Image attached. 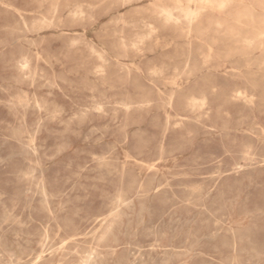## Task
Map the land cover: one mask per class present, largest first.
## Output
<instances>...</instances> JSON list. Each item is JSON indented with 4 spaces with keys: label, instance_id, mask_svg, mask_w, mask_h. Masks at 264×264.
I'll use <instances>...</instances> for the list:
<instances>
[{
    "label": "rangeland",
    "instance_id": "1",
    "mask_svg": "<svg viewBox=\"0 0 264 264\" xmlns=\"http://www.w3.org/2000/svg\"><path fill=\"white\" fill-rule=\"evenodd\" d=\"M195 6L0 0V264H264V0Z\"/></svg>",
    "mask_w": 264,
    "mask_h": 264
},
{
    "label": "bare ground",
    "instance_id": "2",
    "mask_svg": "<svg viewBox=\"0 0 264 264\" xmlns=\"http://www.w3.org/2000/svg\"><path fill=\"white\" fill-rule=\"evenodd\" d=\"M122 1V0H121ZM136 1H138V0H136ZM188 1H192V0H188ZM227 1H229V0H195V4H196V6L194 7V8H192V7H186V8H184V9H182V15H181V18H179V17H174L173 15H172V13H170V12H168V11H163V13H164V17H165V19L166 20H168V21H172V22H174L175 24H177V25H179V26H181V27H183L184 29H185V34L187 35V37L189 38V42H188V45H187V48H188V51H191L192 50V46H191V42H192V40H195V39H193V38H204L208 33H209V31H213L214 33H215V31H216V28H211V25L209 24L208 26H202V25H200V18L202 17V14L204 13L203 12V10H205V9H213V7L214 6H217V8L220 10V9H222L224 6H225V4H226V2ZM234 1V0H233ZM237 4H241V3H238L237 2ZM249 6V5H248ZM90 8V7H89ZM215 9V8H214ZM219 12V11H218ZM255 12V11H254ZM212 13V12H211ZM245 13H247V11H245L244 12V14ZM261 14V13H260ZM262 14H264V12L262 13ZM249 16V15H248ZM232 17V16H231ZM250 17V16H249ZM160 18V17H159ZM238 18V17H237ZM241 18H243V17H241ZM240 17L238 18V19H241ZM229 19V18H228ZM236 20V19H235ZM245 20V19H244ZM250 20V19H249ZM262 20H263V18H262ZM251 21V20H250ZM48 23V22H47ZM230 23H232L231 21H230ZM236 23V22H235ZM228 24V23H227ZM253 24V23H252ZM159 25V24H158ZM215 25V24H214ZM214 25H213V27H214ZM237 25H239L238 23H237ZM236 25V26H237ZM261 26V25H260ZM263 26V25H262ZM261 26V27H262ZM176 28H178V27H176ZM244 28V27H243ZM264 28V27H263ZM236 29V28H235ZM249 29V28H248ZM259 29V28H258ZM251 30V29H250ZM239 31H241V30H239ZM256 31V30H255ZM232 32H233V30H232V28L229 26V27H226L225 28V33L227 34V35H231L232 34ZM238 33V32H237ZM259 35H264V32L263 31H259V32H257ZM239 34V33H238ZM53 35V34H52ZM214 35V34H213ZM242 35V34H241ZM244 37V36H243ZM229 38V37H228ZM256 38H257V36H256ZM259 38L261 39V37L259 36ZM233 39V38H232ZM236 38H234V40H235ZM237 39H239V38H237ZM230 40V39H229ZM139 41V40H138ZM195 41H197V40H195ZM236 41V40H235ZM240 42H242L243 41V43H249V40L247 39V38H243V40L241 41V40H239ZM31 42V41H30ZM224 42V41H223ZM32 43V42H31ZM236 43H237V41H236ZM260 43V42H259ZM230 44V43H229ZM98 45V44H97ZM96 45V46H97ZM20 46V45H19ZM260 47V46H259ZM133 48V47H132ZM206 48H207V50L209 51V52H211L212 51V46L210 47V46H206ZM261 48V47H260ZM263 49V48H262ZM100 50V49H99ZM102 52V51H101ZM106 52V51H105ZM93 55H95V54H93ZM241 58V57H240ZM207 59V58H206ZM224 59V58H223ZM260 59V58H259ZM51 60H53V59H51ZM207 64V63H206ZM244 64V63H243ZM248 66V65H247ZM261 67V66H260ZM264 67V66H263ZM246 68V67H245ZM134 69V68H133ZM184 69H187V70H189L190 69V67H189V65H187V64H185L184 65ZM245 71V70H244ZM252 71V70H251ZM172 72V71H171ZM247 72H248V70H247ZM261 73V72H260ZM264 74V73H263ZM142 75V74H141ZM260 74H258V76H259ZM199 76V75H198ZM257 76V77H258ZM154 77V76H153ZM256 78V77H255ZM258 79V78H257ZM145 81V80H144ZM244 81V80H243ZM148 83V82H147ZM246 83V82H245ZM247 85V84H246ZM264 85V84H263ZM161 89V88H160ZM253 88H251V90H252ZM163 90V89H162ZM254 91V90H253ZM236 96L237 97H242V93L241 92H236ZM242 101V100H241ZM156 103V102H155ZM196 103V102H195ZM199 104V103H198ZM245 104V103H244ZM96 106V105H95ZM115 106V105H114ZM117 106V105H116ZM37 108V107H36ZM256 123V122H255ZM251 125V124H250ZM166 127V126H165ZM91 131V130H90ZM89 133V132H88ZM1 135V134H0ZM100 135V134H99ZM27 136V135H26ZM4 138V137H3ZM29 138V137H28ZM161 148V147H160ZM160 148H159V150H160ZM158 151V150H157ZM16 156V155H15ZM252 157V156H251ZM159 158V157H158ZM27 163V162H26ZM249 163H247V165H248ZM28 165H29V163H28ZM206 166V165H205ZM263 166H264V163H263ZM36 167V166H35ZM3 168V167H2ZM250 168H252V167H250ZM39 169V168H38ZM109 169V168H108ZM112 169V168H111ZM135 169V168H134ZM232 169V168H231ZM242 169H244V168H242ZM103 170V169H102ZM82 171V170H81ZM101 171V170H100ZM104 172H105V170H104ZM111 172V171H110ZM109 172V173H110ZM129 172V171H128ZM218 172V171H217ZM232 172H234V171H232ZM31 173V172H30ZM166 173V172H165ZM236 174V173H235ZM109 175V174H108ZM164 175V174H163ZM10 176V175H9ZM154 177V176H153ZM152 177V178H153ZM186 177H188V176H186ZM176 178V177H175ZM185 178V177H184ZM190 178V177H189ZM192 178V177H191ZM193 178H195V177H193ZM128 179V178H127ZM147 179V178H146ZM179 179V178H178ZM186 180V179H185ZM130 181H132V180H130ZM203 182V181H202ZM41 184V183H40ZM166 184V183H165ZM179 184V183H178ZM202 184V183H201ZM167 185V184H166ZM213 185V184H212ZM36 187V186H35ZM155 187V186H154ZM153 187V188H154ZM167 187V186H166ZM176 188V187H175ZM180 189H181V187H180ZM71 190V189H70ZM73 190V189H72ZM162 190V189H161ZM170 190V189H169ZM187 190V189H186ZM191 190V189H190ZM41 191H42V189H41ZM177 191H178V189H177ZM184 191V190H183ZM210 191V190H209ZM216 191V190H215ZM159 192V191H158ZM179 192V191H178ZM178 192H175V193H178ZM191 192V191H190ZM214 192V191H213ZM221 192V191H220ZM27 193V192H26ZM42 193V192H41ZM180 193V192H179ZM195 193V192H194ZM198 193V192H197ZM196 193V194H197ZM206 193V192H205ZM204 193V194H205ZM210 193V192H209ZM158 194V193H157ZM190 194V193H189ZM193 194V193H192ZM199 194V193H198ZM142 195V194H141ZM153 195H154V193H153ZM164 195V194H163ZM168 195H171V194H169L168 193ZM173 195V194H172ZM195 195V194H194ZM200 195V194H199ZM156 196V195H155ZM193 196V195H192ZM196 196V195H195ZM208 196V195H207ZM215 196V195H214ZM27 197V196H26ZM171 197V196H170ZM177 197V196H176ZM191 197V196H190ZM206 197V196H205ZM158 198V197H157ZM182 198V197H181ZM204 198V197H203ZM184 199V198H183ZM186 199V198H185ZM184 199V200H185ZM162 200V199H161ZM173 200V199H172ZM197 200V199H196ZM152 201V200H151ZM160 201V200H159ZM158 201V202H159ZM168 201V200H167ZM177 201V200H176ZM188 201H189V199H188ZM191 201H193V200H191ZM158 202H157V204H158ZM186 202V201H185ZM202 202V201H201ZM211 202V201H210ZM152 204H153V202H151ZM188 203V202H187ZM125 204V203H124ZM123 204V205H124ZM131 204V203H130ZM155 204V203H154ZM170 204V203H169ZM173 204V203H172ZM171 204V205H172ZM116 205H117V203H116ZM160 205V204H159ZM174 205V204H173ZM182 205H184V204H182ZM188 205V204H187ZM192 205V204H191ZM190 205V206H191ZM203 205V204H202ZM213 205V204H212ZM122 206V205H121ZM131 206V205H130ZM158 206V205H157ZM169 206V205H168ZM168 206H166V207H168ZM4 207V206H3ZM127 206H125V208H126ZM160 207V206H159ZM158 207V208H159ZM170 207V206H169ZM168 207V208H169ZM177 207V206H176ZM184 207H186L185 205H184ZM223 207V206H222ZM1 208H2V206H1ZM175 208V207H174ZM178 208V207H177ZM183 208V207H182ZM203 208V207H202ZM154 209V208H153ZM176 209V208H175ZM193 210H195L194 208H192ZM197 209V208H196ZM132 210V209H131ZM182 210V209H181ZM205 210V209H204ZM138 211V210H137ZM139 211H140V209H139ZM162 211V210H161ZM183 211V210H182ZM189 211H191V209L189 210ZM196 211H198V210H196ZM206 211V210H205ZM131 212V211H130ZM184 212V211H183ZM226 212V211H225ZM112 213V212H111ZM159 213H160V211H159ZM172 212H170V214H171ZM186 213V212H185ZM195 213V212H194ZM193 213V214H194ZM199 213V212H198ZM207 213V212H206ZM161 214V213H160ZM137 215V214H136ZM136 215H134V216H136ZM138 215H139V212H138ZM196 215V214H195ZM207 215V214H206ZM123 216H125L124 214H123ZM126 216H128V215H126ZM162 216V215H161ZM178 216V215H177ZM158 217V216H157ZM176 217V216H175ZM212 217V216H211ZM210 217V218H211ZM4 218V217H3ZM102 218V217H101ZM160 218V217H159ZM158 218V219H159ZM166 218H168V217H166ZM191 218V217H190ZM224 218V217H223ZM165 219V218H164ZM173 219V218H172ZM175 219V218H174ZM214 219V218H213ZM126 220V219H125ZM128 220V219H127ZM176 220V219H175ZM218 220H220V219H218ZM223 220V219H222ZM156 221V220H155ZM173 221V220H172ZM126 222V221H125ZM168 222V221H167ZM173 222H175V221H173ZM215 222V221H214ZM217 222V221H216ZM223 222V221H222ZM161 223V222H160ZM166 223V222H165ZM177 223V222H176ZM188 223V222H187ZM206 223V222H205ZM37 224V223H36ZM122 224V223H121ZM127 224V223H126ZM159 224V223H158ZM186 224V223H185ZM211 224V223H210ZM215 224V223H214ZM174 225H176V224H174ZM201 225V224H200ZM3 226V225H2ZM260 226H261V222H260ZM175 227V226H174ZM219 227V226H218ZM217 227V228H218ZM154 228V227H153ZM245 228V227H244ZM253 228V227H252ZM259 228V225H258V227H257V229ZM125 229V228H124ZM214 229H215V227H214ZM213 229V230H214ZM260 229V228H259ZM259 229H258V231H259ZM263 229V228H262ZM43 230V229H42ZM123 230V229H122ZM134 230V229H133ZM154 230V229H153ZM242 230V229H241ZM256 230V229H255ZM125 231V230H124ZM166 231V230H165ZM174 231V230H173ZM234 231H236L235 229L233 230V232ZM170 232V231H169ZM205 232V231H204ZM222 232V231H221ZM231 232V231H230ZM237 232H241V231H237ZM118 233V232H117ZM178 233V232H177ZM215 233V232H214ZM229 233V232H228ZM227 233V234H228ZM236 233V232H235ZM255 233V232H254ZM256 233H257V231H256ZM259 233V232H258ZM15 234V233H14ZM119 234V233H118ZM223 234V233H222ZM237 234V233H236ZM260 234H263V231L262 232H260ZM154 235V234H153ZM162 235V234H161ZM230 235V234H229ZM255 235V234H254ZM23 236V235H22ZM128 236V235H127ZM138 236V235H137ZM222 236V235H221ZM251 236V235H250ZM261 236V235H260ZM254 236H252V238H253ZM257 237V236H256ZM259 237V236H258ZM180 238V237H179ZM194 238V237H193ZM233 238V237H232ZM231 238V239H232ZM251 238V239H252ZM263 238V237H262ZM261 238V239H262ZM173 239V238H172ZM182 239V238H181ZM254 239H257V238H254ZM15 240V239H14ZM179 240V239H178ZM209 240V239H208ZM253 241V240H252ZM259 241V240H258ZM257 241V242H258ZM262 241V240H261ZM261 241L260 242H258V243H261ZM169 242V241H168ZM180 242V241H179ZM253 242H255V241H253ZM20 243H22V242H20ZM166 243V242H165ZM220 244V243H219ZM263 244H264V242H263ZM147 245V244H146ZM257 245V244H256ZM144 246V245H143ZM142 246V247H143ZM257 246H259V244L257 245ZM145 247V246H144ZM170 247H171V244H170ZM53 249V248H52ZM134 249V248H133ZM152 249V248H151ZM56 250V249H55ZM141 250H143V249H141ZM89 251V250H88ZM180 251V250H179ZM49 252V251H48ZM137 252H138V250H137ZM182 252H183V250H182ZM143 253H144V250H143ZM242 253V252H241ZM251 253V252H250ZM4 254V253H3ZM85 254H87V252L85 253ZM154 254V253H153ZM211 255V254H210ZM84 256V255H83ZM87 256H89V255H87ZM94 256V255H93ZM136 256V255H135ZM223 256V255H222ZM39 257H41V256H39ZM86 257V256H85ZM255 257V256H254ZM257 257V256H256ZM7 258V257H6ZM13 258V257H12ZM87 258V257H86ZM95 258H96V256H95ZM250 258H251V256H250ZM1 259V258H0ZM14 259V258H13ZM136 259V258H135ZM208 259H210V258H208ZM24 260V259H23ZM258 260V259H257ZM6 261V260H5ZM9 261V260H8ZM15 261H19V258H18V260H16L15 259ZM83 261V260H82ZM134 261V260H133ZM22 263V262H21ZM34 263V262H33ZM127 263V262H126ZM135 263V262H134ZM23 264V263H22ZM230 264V263H229Z\"/></svg>",
    "mask_w": 264,
    "mask_h": 264
}]
</instances>
